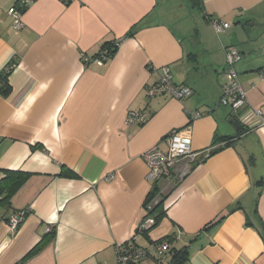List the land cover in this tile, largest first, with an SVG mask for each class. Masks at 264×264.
Returning <instances> with one entry per match:
<instances>
[{"label": "crops", "instance_id": "crops-1", "mask_svg": "<svg viewBox=\"0 0 264 264\" xmlns=\"http://www.w3.org/2000/svg\"><path fill=\"white\" fill-rule=\"evenodd\" d=\"M16 1L0 0V71L11 69V91L0 94V179L5 169L32 174L0 205V264H115L145 211L153 224L134 237L148 252L170 237L188 247L184 264H264V126L250 113L264 115V0H201L190 15L175 11L178 0H34L14 30ZM214 19L231 27L216 34ZM117 39L103 65L84 61ZM227 46L243 56L234 65L246 94L240 122L217 104ZM163 66L191 88L183 102L147 96L159 77L151 67ZM131 111L146 121L127 124ZM188 123L200 154L186 175L150 178L141 154L166 150V136ZM26 208L12 232L7 219ZM48 225L54 238L20 262Z\"/></svg>", "mask_w": 264, "mask_h": 264}, {"label": "built area", "instance_id": "built-area-1", "mask_svg": "<svg viewBox=\"0 0 264 264\" xmlns=\"http://www.w3.org/2000/svg\"><path fill=\"white\" fill-rule=\"evenodd\" d=\"M34 0H17L16 3L7 9V13L11 16V27L14 30H19L23 27L20 14L33 4ZM65 3L71 0H62ZM210 25L213 31L218 34L221 31L228 30L231 25L221 20H211ZM225 57V77L226 81L222 85L221 96L217 102L218 105L227 106L232 113L236 114L235 119L240 122L243 120L242 113L237 114V111L246 105V94L242 88L239 77L234 70V65L242 59V54L234 46L223 48ZM97 55L91 58L84 56V61L95 65H103L108 56L107 48H100ZM152 71L159 72V77L156 81L151 82L146 87V94L149 98L167 95L173 99L183 102L185 98L192 94L190 87L184 84L176 83L168 66L160 68H152ZM259 77L264 78V68L259 71ZM250 113L259 120L260 126H264V115L259 108H251ZM200 114L194 112L192 117L196 118ZM147 117L143 111L129 112L126 117V123L143 124ZM192 125L186 124L184 127L170 132L165 141L167 143L166 150H161L157 145L146 149L141 158L148 168V176L152 179H160L162 176L170 174L176 180L178 177H184L188 170V163L196 160L200 154L199 151H194L191 144ZM208 154V152H205ZM152 203V202H151ZM149 202L148 206L150 207ZM147 206V207H148ZM28 213V209H22L14 212L7 219V224L12 232L16 231L18 225L23 221ZM144 217L138 224V230L125 242L118 244L115 251V264H133L146 256V251L136 245L137 233L143 232L153 224V219L144 212ZM51 230V225L46 227V232ZM166 249L165 242H159L155 248L157 253ZM158 257V256H157ZM159 258V257H158Z\"/></svg>", "mask_w": 264, "mask_h": 264}, {"label": "trees", "instance_id": "trees-1", "mask_svg": "<svg viewBox=\"0 0 264 264\" xmlns=\"http://www.w3.org/2000/svg\"><path fill=\"white\" fill-rule=\"evenodd\" d=\"M199 4H202L201 0H194L193 5L199 6ZM132 32L128 31V33L125 35V37L131 35ZM120 40H114L112 42H106L102 44L100 48H107L108 56L107 58L113 56L118 48ZM97 55V54H95ZM106 58V60H107ZM10 65L7 66L6 69L0 71V94L3 96L8 95V93L11 91V87L9 85L8 76L10 73ZM241 131V129H240ZM232 137L226 136L222 138H218L219 141H225L228 142L231 140ZM215 142V141H214ZM3 173L2 178L0 179V205H8L10 198L14 195V193L21 187V185L30 177L32 173L30 172H24L20 170H10L5 169L1 170ZM62 176L69 177V178H75L76 174L71 172L70 170H63ZM157 186L154 188L153 192L148 196L146 203L150 202L152 200L157 192ZM163 198L161 201H159L157 204L153 205L151 208V214L153 215L154 212L156 214L153 215L154 220L157 221L162 215H163V209L162 204ZM19 226V225H18ZM145 232V231H144ZM55 235V229L53 225H51V230L49 232H46L44 236L22 257L21 261L27 260L31 257H33L37 252L42 249L49 241H51L54 238ZM168 239V246H166V249L160 253L155 252V254L159 257L153 256L152 251L148 252V250L145 247L139 246L142 249L146 251V256H150L157 264H184L189 257L188 247L187 246H181L179 248L172 247L170 244H172L171 238ZM162 241V239H159L153 243V251L155 250L157 244ZM137 245V243H136ZM144 256V257H146ZM143 257V258H144ZM143 258L138 260L137 262L133 264L139 263Z\"/></svg>", "mask_w": 264, "mask_h": 264}, {"label": "rangeland", "instance_id": "rangeland-1", "mask_svg": "<svg viewBox=\"0 0 264 264\" xmlns=\"http://www.w3.org/2000/svg\"><path fill=\"white\" fill-rule=\"evenodd\" d=\"M193 1L194 0H178V2H179V7H178V2L177 3H172L174 6H177V10H175L176 12H178L179 11V13L180 14H183L184 13V15H190V8H189V6H191V5H193ZM171 3V2H170ZM186 17V16H185ZM185 21L187 20V18H185L184 19ZM191 21L193 22V21H199L198 20V18L197 17H194V19H190V23H191ZM225 65V64H224ZM224 69H225V67H224ZM234 70H235V68H234ZM235 72H236V70H235ZM237 73V72H236ZM238 75V74H237ZM176 181V180H175ZM174 181V182H175ZM170 184V183H169ZM155 250L154 251H152V255L153 256H156L157 257V255L155 254Z\"/></svg>", "mask_w": 264, "mask_h": 264}, {"label": "water", "instance_id": "water-1", "mask_svg": "<svg viewBox=\"0 0 264 264\" xmlns=\"http://www.w3.org/2000/svg\"><path fill=\"white\" fill-rule=\"evenodd\" d=\"M218 150V148H216V149H213L212 151H211V153H213V152H215V151H217Z\"/></svg>", "mask_w": 264, "mask_h": 264}]
</instances>
